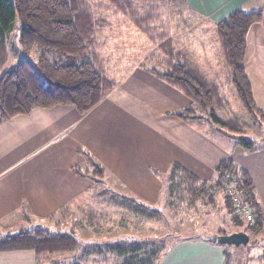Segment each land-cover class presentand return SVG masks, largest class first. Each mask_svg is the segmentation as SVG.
I'll return each instance as SVG.
<instances>
[{
    "label": "crops",
    "instance_id": "crops-1",
    "mask_svg": "<svg viewBox=\"0 0 264 264\" xmlns=\"http://www.w3.org/2000/svg\"><path fill=\"white\" fill-rule=\"evenodd\" d=\"M185 6L211 23L236 10L262 11V20L247 33L244 68L264 113V0H185ZM114 74L115 88L85 114L59 104L0 122V238L44 226L75 236L117 232L105 224L119 215L139 222L122 201L157 204L174 166L208 182L225 160L245 171L264 211V144L247 149L205 121L175 116L191 100L140 64ZM91 163L103 169L101 177L84 173ZM219 196L206 204L213 218L225 222L229 212L224 195ZM88 214L95 220H87ZM109 244L115 243L93 237L86 248L107 252L85 259L123 260ZM226 250L205 236L180 238L160 264H224ZM42 263L31 249L0 250V264Z\"/></svg>",
    "mask_w": 264,
    "mask_h": 264
},
{
    "label": "trees",
    "instance_id": "trees-1",
    "mask_svg": "<svg viewBox=\"0 0 264 264\" xmlns=\"http://www.w3.org/2000/svg\"><path fill=\"white\" fill-rule=\"evenodd\" d=\"M169 1L186 7L185 0ZM111 2L128 14L133 24L158 46L159 53L155 52L152 57L158 59L159 65L141 66L181 90L191 100L188 107L173 112L175 116L183 120L205 121L213 130L247 149L259 146L249 138L250 125L242 116L219 115L228 105L221 88L206 75L186 49L175 44L167 31L157 29L154 13H141L130 0ZM191 14L196 17L194 13ZM262 17L261 10H236L215 23L229 82L236 98L249 116L259 123H264V113L254 101L245 73L244 57L248 30ZM11 59L10 68L4 70ZM114 88L115 81L109 77L97 51L94 15L84 0H0V122L19 114H29L35 108L59 104L73 105L81 114H85ZM91 168L84 173L97 177L103 175L101 167L93 164ZM216 170V179L201 182L195 175L174 166L165 180L163 197L166 196L170 204L175 198L181 203L186 199L193 209L198 202L206 204L208 200H215L217 194H222L235 225L243 227L247 233L262 232L264 211L248 175L232 160H225ZM77 172L82 171L77 169ZM228 175L239 179V189L252 210L253 224L233 214V206L224 187ZM185 189L191 192V198L184 196ZM122 202L138 217H160L157 211L146 209L138 201ZM199 236L205 235L201 233ZM13 249L34 250L40 261L42 257L75 253L80 249V243L73 233H53L46 228H34L0 238V250ZM125 249L130 250L120 243L109 244V250L123 257L128 253ZM137 249L131 251L135 253ZM228 255L224 264H231ZM163 257L152 258V261L160 264Z\"/></svg>",
    "mask_w": 264,
    "mask_h": 264
},
{
    "label": "rangeland",
    "instance_id": "rangeland-1",
    "mask_svg": "<svg viewBox=\"0 0 264 264\" xmlns=\"http://www.w3.org/2000/svg\"><path fill=\"white\" fill-rule=\"evenodd\" d=\"M84 1L94 15L97 28V51L107 67L110 78L117 77V74L114 73L118 70L123 71L136 64L159 65L158 59L152 57L155 52L159 53L158 46L133 24L128 14L119 10L111 0ZM130 1L137 6L141 13L148 11L154 13L157 29L167 31L175 44L179 48L186 49L206 75L219 85L222 95L228 102L226 110L219 115L222 117L235 114L242 116L250 125L249 138L259 145L264 144V123H259L242 108L236 98L234 88L229 82L228 69L225 65L215 23L194 17L189 9L181 7L182 4L179 5L169 0ZM12 62L11 59L4 70L10 68L11 65L9 66V64ZM183 194L189 198L192 195L187 189ZM217 197L222 196L217 194L215 198ZM177 200L175 198L170 204L166 196L162 197L161 195L157 204H143L146 209L157 211L160 215L159 218L147 219L140 216L139 222H137L136 217L133 219L128 215H119L115 220L105 224V226L116 227L114 229L117 232L113 230V233L91 235L80 232L79 236L76 235L80 243V249L77 252L56 254L47 258L42 257L40 260L43 261L42 264H154L152 258L161 259L166 254L168 247L177 239L199 236L203 230L207 233H203L204 235L245 230L243 227L235 225L232 216L229 214H225V222L217 217L213 218L207 208L209 202L207 204L198 202L196 207L191 209L187 203L188 200L185 199L183 203ZM173 203L179 205H173ZM124 207V210L128 211L126 205ZM213 219L214 222H211ZM87 220H95V218L88 214ZM102 222L104 221L101 219L98 225H102ZM44 227L46 228V226ZM248 235L250 240L247 245H223L227 249L225 258L229 254L231 264H264V235L262 232H248ZM93 237L105 244H123L130 250L125 249L128 253L124 255L123 260L116 261L112 257L109 260L85 259L91 253L96 256V253L107 252L104 249L98 250L96 247L93 249L86 248L85 242L93 240ZM133 248H138L135 253L131 251Z\"/></svg>",
    "mask_w": 264,
    "mask_h": 264
},
{
    "label": "built area",
    "instance_id": "built-area-1",
    "mask_svg": "<svg viewBox=\"0 0 264 264\" xmlns=\"http://www.w3.org/2000/svg\"><path fill=\"white\" fill-rule=\"evenodd\" d=\"M239 179L230 175L226 176L225 190L232 206L233 214L241 218L244 222L253 224V214L248 202L244 199L243 193L239 189Z\"/></svg>",
    "mask_w": 264,
    "mask_h": 264
},
{
    "label": "water",
    "instance_id": "water-1",
    "mask_svg": "<svg viewBox=\"0 0 264 264\" xmlns=\"http://www.w3.org/2000/svg\"><path fill=\"white\" fill-rule=\"evenodd\" d=\"M205 237L213 242H216L220 245H247L249 243V235L245 231H235L232 233H224V234H213V235H205Z\"/></svg>",
    "mask_w": 264,
    "mask_h": 264
}]
</instances>
